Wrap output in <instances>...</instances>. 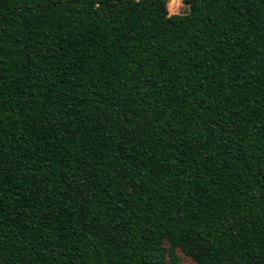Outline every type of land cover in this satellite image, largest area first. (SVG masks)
<instances>
[{
  "label": "trees",
  "instance_id": "obj_1",
  "mask_svg": "<svg viewBox=\"0 0 264 264\" xmlns=\"http://www.w3.org/2000/svg\"><path fill=\"white\" fill-rule=\"evenodd\" d=\"M0 0V264H264V0Z\"/></svg>",
  "mask_w": 264,
  "mask_h": 264
},
{
  "label": "rangeland",
  "instance_id": "obj_2",
  "mask_svg": "<svg viewBox=\"0 0 264 264\" xmlns=\"http://www.w3.org/2000/svg\"><path fill=\"white\" fill-rule=\"evenodd\" d=\"M171 3H172V0H169L168 1V5L171 4ZM173 7H174V11L171 14L169 13L170 15H173V14H184L187 11V9L185 8L182 0H181V4H180L179 7H175V6H173ZM168 12H169V8H168ZM177 255L182 260L180 264H194L190 259L183 257V255L180 252Z\"/></svg>",
  "mask_w": 264,
  "mask_h": 264
},
{
  "label": "clouds",
  "instance_id": "obj_3",
  "mask_svg": "<svg viewBox=\"0 0 264 264\" xmlns=\"http://www.w3.org/2000/svg\"><path fill=\"white\" fill-rule=\"evenodd\" d=\"M181 4V0H172V3L168 5L169 13L171 14L174 11V7H179Z\"/></svg>",
  "mask_w": 264,
  "mask_h": 264
}]
</instances>
